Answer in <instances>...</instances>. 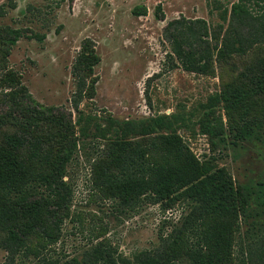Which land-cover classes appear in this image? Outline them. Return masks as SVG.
I'll list each match as a JSON object with an SVG mask.
<instances>
[{
    "label": "rangeland",
    "instance_id": "374dc122",
    "mask_svg": "<svg viewBox=\"0 0 264 264\" xmlns=\"http://www.w3.org/2000/svg\"><path fill=\"white\" fill-rule=\"evenodd\" d=\"M213 1L0 0V6L7 9L0 26L20 29L23 34L13 46L7 66L0 65V99L8 91L2 88L7 85L3 79L8 72L17 73L35 100L44 106L72 110L77 121L71 104L76 86L73 65L85 40L95 44L100 56L95 67V96L81 104L95 124L85 134L78 126V148L66 171L65 180L72 189L68 215L52 239L40 233L30 236L26 248L12 258L0 248V264H74V259H87L99 243L123 264L122 260L134 261L140 251L158 247L162 236L181 226L188 211L183 199L155 203L152 194L146 193L127 204L105 192L95 165L103 161V155L114 152L109 141L118 142L121 133H115L116 126L103 137L96 125L110 129L113 120L125 132V139L118 144L124 142L127 147L168 134L171 123L170 129L177 130L200 163L225 169L249 202L247 213L251 215L240 217L230 228L232 263L262 247L264 132L262 140L232 144L228 110L236 105L237 93L245 95L233 89H240V84L242 88L246 79L251 101L232 112L250 110L264 119V94L258 92L264 85L252 73L264 68V46L225 64L215 60L208 74H200L173 67L171 45L164 35L167 23L180 17L204 18L215 28L221 21ZM218 1L229 6L232 0ZM11 4L16 8H10ZM35 34L46 37L39 41L32 38ZM6 109L0 107V111ZM159 118L164 119L166 128H159ZM215 124L224 127L226 143H221L222 136L209 132L208 127ZM151 127L154 134H150ZM118 169H114L116 174ZM33 187L36 193H44L41 185ZM223 223L218 221L216 226ZM3 239L0 232V245ZM196 239L197 235H192L191 242L195 244Z\"/></svg>",
    "mask_w": 264,
    "mask_h": 264
},
{
    "label": "trees",
    "instance_id": "16d2710c",
    "mask_svg": "<svg viewBox=\"0 0 264 264\" xmlns=\"http://www.w3.org/2000/svg\"><path fill=\"white\" fill-rule=\"evenodd\" d=\"M213 4L221 21L213 29L204 18L180 17L165 26L164 35L171 45L169 58L173 67L208 74L215 60L225 64L235 56H246L254 47L264 46V0H232L229 6L215 0ZM10 8L16 6L11 4ZM133 12L138 14L136 9ZM6 14V7L0 6V18ZM22 35L20 29L0 26V65L4 68ZM45 37L35 34L32 38L42 41ZM99 62L95 44L85 40L72 71L76 86L71 104L78 114L77 121L72 110L39 103L17 73L6 71L3 80L7 85L2 88L8 91H4L0 99V107H7L0 111V232L4 235L0 248L8 252L10 258L26 248L30 236L40 233L52 239V233L60 229V223L68 215L72 189L65 180L66 171L78 148V126L85 134L92 123L95 124L89 121L81 104L95 96L98 82L95 67ZM252 73L259 79V84L264 85V68ZM242 84V88L240 84V89L233 90H242L245 95L237 93L236 105L227 109L234 145L240 141L262 140L264 132L263 118L250 110L232 112L238 105L251 101L246 92V79ZM258 92L264 94V88ZM112 122L110 129L96 125L103 137L116 126L115 133H121L118 142L115 139L109 141V148L112 147L114 152L103 155V161L98 160L95 165L105 192L127 204L151 193L155 203H169L179 198L188 205L181 226L162 236L158 247L136 253L134 261L121 262L235 264L229 245L230 228L240 217L250 218L251 215L247 213L249 202L235 186L232 176L223 168L200 163L181 141L177 130L170 129L173 128L171 123L167 126L168 134H157L153 139H145L143 144L138 143L137 147H127L124 142L118 144L125 139L124 128L118 121ZM157 125L166 128L162 118L158 119ZM208 129L216 136H222L225 130L217 124ZM149 130L154 134L152 127ZM220 140L226 143L224 136ZM117 166L119 175L114 172ZM36 183L43 187L44 193H36L33 187ZM11 195H14L13 199ZM218 221L225 223L216 226ZM192 235H197L195 244L191 242ZM86 257L82 262L77 259L73 262L118 264L102 243ZM236 264H264V244Z\"/></svg>",
    "mask_w": 264,
    "mask_h": 264
}]
</instances>
